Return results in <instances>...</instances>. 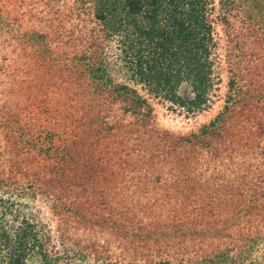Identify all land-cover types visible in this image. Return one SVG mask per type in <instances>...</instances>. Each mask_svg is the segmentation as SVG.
Wrapping results in <instances>:
<instances>
[{
	"label": "rangeland",
	"instance_id": "1",
	"mask_svg": "<svg viewBox=\"0 0 264 264\" xmlns=\"http://www.w3.org/2000/svg\"><path fill=\"white\" fill-rule=\"evenodd\" d=\"M115 1L0 0L3 220L68 264H264V0H209L214 85L189 112L135 83Z\"/></svg>",
	"mask_w": 264,
	"mask_h": 264
},
{
	"label": "trees",
	"instance_id": "2",
	"mask_svg": "<svg viewBox=\"0 0 264 264\" xmlns=\"http://www.w3.org/2000/svg\"><path fill=\"white\" fill-rule=\"evenodd\" d=\"M115 3L112 10L104 8L99 19L112 25L110 31L118 44L125 48L128 45L130 52L124 51V60L130 61L128 68L135 83L152 88L156 96L165 95L166 101L188 112L207 103L214 85L211 77L218 49L212 3L209 0H116ZM182 82L191 86L192 99L177 95L176 89ZM120 87L136 95L134 89ZM133 98L148 107L146 100ZM2 209L0 264H31L34 256L42 264H68L44 246L37 225L17 220L5 222L6 212Z\"/></svg>",
	"mask_w": 264,
	"mask_h": 264
}]
</instances>
